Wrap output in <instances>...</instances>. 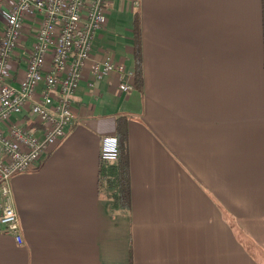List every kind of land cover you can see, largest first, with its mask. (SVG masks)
<instances>
[{
	"label": "crops",
	"instance_id": "crops-1",
	"mask_svg": "<svg viewBox=\"0 0 264 264\" xmlns=\"http://www.w3.org/2000/svg\"><path fill=\"white\" fill-rule=\"evenodd\" d=\"M14 1L0 0V35ZM105 8L91 54L133 72L137 14L141 84L122 91L125 74L82 70L66 134L10 179L23 242L0 231V264H264V0ZM118 117L126 206L119 162L100 157Z\"/></svg>",
	"mask_w": 264,
	"mask_h": 264
},
{
	"label": "built area",
	"instance_id": "built-area-1",
	"mask_svg": "<svg viewBox=\"0 0 264 264\" xmlns=\"http://www.w3.org/2000/svg\"><path fill=\"white\" fill-rule=\"evenodd\" d=\"M107 1L16 0L6 14L0 35V231L18 245L23 240L10 179L31 170L66 134L82 70L88 67L95 78L117 71L126 77L119 89L134 88L132 72L110 57L98 61L91 54ZM26 43L24 72L14 80L13 56ZM117 147L116 135L102 136L101 159L116 160Z\"/></svg>",
	"mask_w": 264,
	"mask_h": 264
},
{
	"label": "trees",
	"instance_id": "trees-1",
	"mask_svg": "<svg viewBox=\"0 0 264 264\" xmlns=\"http://www.w3.org/2000/svg\"><path fill=\"white\" fill-rule=\"evenodd\" d=\"M133 44H134V57L136 66L132 72L134 78V86L139 88L141 84V70H140V36H139V20L137 14L134 16L133 26ZM116 137L118 139L117 158L119 162L120 177L117 175V182L119 183V196L120 202L126 206V201L129 195V188L126 179H122V175L126 174L127 167V125L126 119L118 117L116 120Z\"/></svg>",
	"mask_w": 264,
	"mask_h": 264
}]
</instances>
